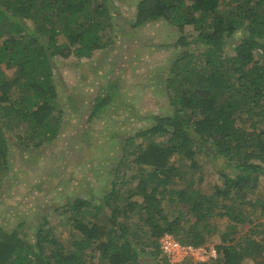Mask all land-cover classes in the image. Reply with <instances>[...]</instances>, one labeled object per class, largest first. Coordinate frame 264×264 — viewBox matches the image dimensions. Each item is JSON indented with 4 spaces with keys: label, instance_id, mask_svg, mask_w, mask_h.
<instances>
[{
    "label": "trees",
    "instance_id": "1",
    "mask_svg": "<svg viewBox=\"0 0 264 264\" xmlns=\"http://www.w3.org/2000/svg\"><path fill=\"white\" fill-rule=\"evenodd\" d=\"M117 15L120 34L157 19L180 33L173 45L184 48L161 80L170 110L149 114L147 127L123 139L107 192L54 207L71 240L52 231L44 211L32 239L0 227V264H147L148 257L168 264L162 233L200 244L222 215L229 224L216 256L194 264H245L264 252V62L254 59L255 52L264 56V0H137L133 17L120 14L114 0H0V172L10 143L38 147L56 137L62 109L55 60L103 48ZM186 25L196 31L191 40ZM191 42L201 45L186 47ZM100 98L90 120L105 105ZM20 124L28 129L16 136ZM80 135L86 143L89 134ZM207 161L223 182L196 186ZM250 191L260 193L249 199Z\"/></svg>",
    "mask_w": 264,
    "mask_h": 264
},
{
    "label": "rangeland",
    "instance_id": "2",
    "mask_svg": "<svg viewBox=\"0 0 264 264\" xmlns=\"http://www.w3.org/2000/svg\"><path fill=\"white\" fill-rule=\"evenodd\" d=\"M136 1L114 0V4L120 14L133 17ZM221 6L228 7L224 3ZM119 18L117 15L114 19L112 36L103 48L94 50L88 57L70 55L55 60L59 71L56 102L62 109L61 126L54 139L44 141L38 147L9 144L8 166L0 172V227L16 228L32 239L35 225L45 211L49 212L46 217L52 224V231L65 241L71 240L70 228L64 221L59 224L54 207L78 197L89 198L92 192L100 196L107 192L112 170L122 153L123 139L137 128L147 127L151 122L149 114L170 110L161 80L175 53L184 48L180 44L173 45L180 33L174 24L157 19L134 28L127 25L124 34H120L116 23ZM185 34L191 40L196 31L186 25ZM240 34L241 30H237L226 46L228 51L233 52L232 46ZM200 45L191 42L186 47ZM258 56L264 62V56L255 52L254 59ZM1 65L7 74L11 72L10 68ZM110 81L116 86L112 99L107 96ZM62 84L66 90L62 89ZM97 95L105 105L90 120ZM20 126L18 131L13 129L16 136L24 135L28 129L26 125ZM86 132L89 139L83 143L80 134ZM198 158L204 161L200 156ZM183 168L187 169V165ZM200 168L196 176L201 174L202 178L196 186L223 182L211 162L203 163ZM130 184L133 186L135 180ZM260 185L264 191V178ZM257 193L250 191L247 197L250 199ZM216 223L217 230L203 242L215 250L208 259L216 256V245L222 240L229 217L222 215ZM243 229L237 225L235 232L239 234ZM146 235L149 237V233ZM185 261L194 264L199 260L189 258ZM150 262H153L152 257L146 260L147 264ZM244 263L264 264V252L245 259Z\"/></svg>",
    "mask_w": 264,
    "mask_h": 264
},
{
    "label": "built area",
    "instance_id": "3",
    "mask_svg": "<svg viewBox=\"0 0 264 264\" xmlns=\"http://www.w3.org/2000/svg\"><path fill=\"white\" fill-rule=\"evenodd\" d=\"M160 253L165 257L168 264H181L186 259L206 260L215 251L207 244H194L182 242L169 232L162 233L159 238Z\"/></svg>",
    "mask_w": 264,
    "mask_h": 264
}]
</instances>
